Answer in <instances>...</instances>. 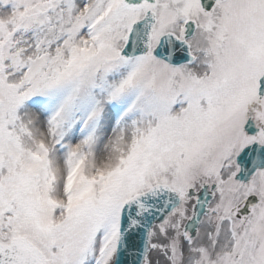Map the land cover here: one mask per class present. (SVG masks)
I'll list each match as a JSON object with an SVG mask.
<instances>
[{
    "label": "snow or ice",
    "instance_id": "6c2138e0",
    "mask_svg": "<svg viewBox=\"0 0 264 264\" xmlns=\"http://www.w3.org/2000/svg\"><path fill=\"white\" fill-rule=\"evenodd\" d=\"M0 264H264V0H0Z\"/></svg>",
    "mask_w": 264,
    "mask_h": 264
}]
</instances>
